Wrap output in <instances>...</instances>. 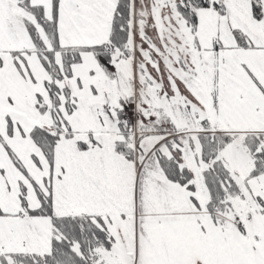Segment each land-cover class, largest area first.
I'll return each instance as SVG.
<instances>
[{"label":"rangeland","instance_id":"1","mask_svg":"<svg viewBox=\"0 0 264 264\" xmlns=\"http://www.w3.org/2000/svg\"><path fill=\"white\" fill-rule=\"evenodd\" d=\"M115 1L57 0L54 13L52 0H28L55 20L60 47L102 43ZM135 1L132 27L146 30L154 42H148L153 55L145 57L150 78H144L150 80L144 97L152 105L141 104L143 115L167 125L166 112L179 130H189L171 140L175 152L166 146L161 151L175 155L188 170L193 191L166 181L153 156L145 164L138 156L133 163L123 153L114 156L108 148L94 147L89 136L74 134L75 129L95 131L89 106L80 97L90 93L92 85L108 87L99 53L96 59L88 50L79 51V62L71 66L67 81L77 99L73 95L67 107L59 106L65 119L48 159L31 132L36 124L53 130L49 111L39 112L41 104L52 106L47 84L54 78L41 60L46 58L42 51L52 49L51 33L18 0H0V264L1 255L10 259L16 252L36 253L43 261L41 253L49 250L56 227L50 217L29 215L28 209L41 205L39 193L48 197L53 217L87 216L103 231L104 241L91 248L89 264H264V173L251 175L253 158L242 144L247 134H264V52L254 48L264 42V28L247 27L238 19L244 25L232 27L241 35L234 37L217 13L222 6L214 7L223 0H207L209 6L195 9L194 30L177 11L181 0ZM142 36L137 48L141 42L145 45ZM60 57L59 52L54 56L56 61ZM131 62L115 52L110 68L130 77ZM59 72L64 74L62 63ZM54 82L62 88L63 81ZM125 86L131 92V80ZM158 90L167 96L160 99ZM91 97L87 100L95 95ZM59 98L62 102L63 95ZM72 103L75 129L66 110ZM163 106V114L153 111ZM140 130L137 123L138 134ZM200 133L232 136L214 160L237 191L216 208L208 204L203 174L208 163L201 159ZM151 138L140 141L139 147H146ZM81 141L86 143L83 149ZM73 249L78 252L77 245Z\"/></svg>","mask_w":264,"mask_h":264},{"label":"trees","instance_id":"2","mask_svg":"<svg viewBox=\"0 0 264 264\" xmlns=\"http://www.w3.org/2000/svg\"><path fill=\"white\" fill-rule=\"evenodd\" d=\"M52 1V9L55 13L57 0ZM18 4L25 7L29 11L34 12L37 20L51 33L49 34V37L53 43L52 49H44L42 52L46 58L41 57V60L46 71L54 78L52 82L47 84L49 89L48 95L52 106L47 107V105L41 104L39 106V112L40 114H43L47 110L49 111L53 121V130H48L51 129V127L47 129V127H44L43 125L36 124L31 132L35 143L43 149L45 156L50 159L51 148L59 138L60 122H63L62 118H64L59 111V106L61 104H63L64 107L68 105V100H71L73 96V92L70 93L69 91L71 88L67 80L68 77L72 75L70 71L71 66L79 62V58L76 56V54L81 50H88L94 55L96 59L99 55V59L97 60L99 61L98 63L103 70L102 72L105 73L106 71L103 68V62L100 61V57L102 60L110 62L112 54L116 52L129 59L131 55L130 46L133 19V0L115 1L106 40L99 45H93L89 47H60L56 42L54 27L55 20L44 17L42 6L30 4L28 0H18ZM252 5L253 15L256 18L261 17L262 11L259 1L252 0ZM207 6H209V2L207 0H181L180 3L176 5L178 13L192 30L196 29L197 26V16L195 14V9L204 8ZM221 6L223 5L214 3L215 8H220ZM222 11L223 10L221 7L219 12ZM29 28L32 30V27ZM231 31L234 37L241 36L238 30L233 28ZM241 39H243V37H241ZM244 46L249 47L247 44ZM42 52L39 53L41 54ZM57 52L61 54V61H56L54 58ZM61 63L64 70V74L62 75L59 72V65H61ZM55 80L63 81V86L61 89H59L55 84ZM64 82L66 83L67 87L64 85ZM61 94L63 95L62 102L59 98L62 96ZM74 98L77 99L75 95ZM74 98L72 100L75 103L76 100H74ZM123 102L124 101L121 97L120 104ZM74 103L70 104L71 106L73 105V107L69 106L66 109L69 119L71 118L72 113H74ZM117 109L119 111L116 115L119 116L122 108ZM65 122L67 121L65 120ZM154 123L156 125V121ZM141 125L142 127L147 126L144 124V122H141ZM153 128L159 127L154 126ZM67 130L69 131V128ZM157 130L162 129H143L142 131ZM175 130L176 133L180 132L178 128ZM198 139L201 146V159L206 164L208 163L207 169L203 172L205 176V183L209 188L208 190L210 193L208 204L212 208H216L218 205H222L220 200L226 199L230 195H234L237 191L236 185H234L233 181L228 177L227 172L221 166V163L218 160H214L217 151L231 142L232 136L227 134L218 135V133H200L198 134ZM242 144L253 158L254 168L251 171V175L264 173V134H247L243 137ZM160 163L167 180L176 183L178 186H184L189 192L193 191V185L189 183V180H191V175L189 174L188 170L185 169V167L178 164V161L174 157L169 159L163 157ZM229 188L231 189V192L226 194V190L229 191ZM39 198L41 199V205L35 209H28L29 215L50 217L53 225L56 227V230L54 231L55 235L51 238L49 244V250L45 253H41L43 261H39L36 258V253L24 255L22 252H16L11 254V260L7 259L5 255H1V264H89L91 248L99 244L100 241H104L103 231L98 228L96 223L91 221L87 216L74 215L66 217H53L51 215V207L47 202L48 197H42L39 193ZM22 204L25 205L24 198H22ZM0 215H3L1 209ZM75 245H77L78 252L74 251L73 249V246Z\"/></svg>","mask_w":264,"mask_h":264},{"label":"crops","instance_id":"3","mask_svg":"<svg viewBox=\"0 0 264 264\" xmlns=\"http://www.w3.org/2000/svg\"><path fill=\"white\" fill-rule=\"evenodd\" d=\"M133 2H136V1L133 0ZM222 5H223L222 6L223 11L217 12V13L219 15L220 20L224 21L227 24V27L230 28V30H232V27H243L244 24H241L239 20H244L248 25L247 27L264 28V0H260L262 16L259 18H256L253 15L252 0H223ZM135 30L137 34H135ZM142 30H143V34L141 32ZM139 31L141 32V34L138 33ZM243 32H246V31L243 30ZM256 32L258 31L256 30ZM145 33H146V30L142 29L141 27H132L131 29V46H130L131 55L128 60L131 59L132 61L131 69L132 68L133 69H132V75L130 77L128 76L126 77V75L122 76V72L120 70L116 72L113 71L110 68L112 65L111 61L110 62L103 61L105 62L103 63L104 64L103 68L106 71L105 75H106V81H107L108 87L103 86L104 88H101L100 86L97 87L95 85H92L90 89L92 93L90 92L86 96L80 97V101H82L85 106L87 105L89 106V111L91 112L92 114L91 116L94 119L95 131H90L89 129L88 130L82 129L81 131H78L77 129H75L76 127L72 124L69 118L68 119L70 122L68 124L70 126L72 125L73 129L76 130L74 134H79L82 136L86 135V137L89 136L90 142L92 143L94 147L99 148V146H102L103 149L108 148L109 151L112 150L110 154L114 156L116 154L115 152L117 151L120 153H123L124 156L132 159L133 163L135 162L138 156H140L141 159L143 158L144 160L143 164H145V162L148 159H151V156H153L152 158V161H154L153 163H156L161 168L160 161L163 157L169 159L175 156V155H172L170 157V155L169 156L165 155L161 151V148L166 146L175 152V150L172 148L171 140H176L175 138L178 137L177 134L185 133V135H188L189 133L186 134V132H189V130H179L180 132L176 133L175 132L176 130H172V128H169V126H171L173 127V129H177V127L172 123V121H170L169 116L166 114V112L165 114L162 113L163 110L166 111L164 106L154 107L153 111H159L160 113H162L165 116L164 119L167 122V125H163L162 123L158 124V122H156V125H155L153 123L155 122L154 121L155 119L153 118L152 115L149 114L148 118L147 116L145 117L143 115V108L141 107V104L144 106H149V107H151L152 105V103L149 101H146L144 97L146 93L149 94L148 86L150 85V80L144 79L145 77L150 78L148 74L149 68H150V65L148 64L149 60L145 57H146V54L147 56L153 55L152 50L150 46L148 45V42L150 44L153 41L149 40V35ZM141 35H143L142 38L145 41L147 39L148 41H146L147 43L144 41L145 43L144 46H143V43L141 42L140 46H138L137 48V44L139 43L138 40L139 39L141 40L140 38ZM107 36H108V33L105 34V40ZM132 41L134 42V47L132 46ZM220 45L223 46L224 48L236 47V46L227 47L221 43ZM254 48H259L260 50L264 52V42H261L260 44L256 45ZM101 73L102 72H100V77H103L105 79V76L103 74L104 72L102 73L103 75ZM140 77L144 80L141 81L142 79ZM130 80H131V87H132L131 92L132 90H134L135 91L134 95H137L138 93V98L136 100V103L137 101L138 103L136 107H137V112H138V127L141 129L140 130L141 133L135 137L130 132L120 130L116 126V119L118 117L116 114L119 111L117 108H122L130 101L131 92H129L125 86V84H127V82ZM139 80L142 83H140ZM145 80L146 82H144ZM137 84L140 85V88H138ZM99 93L101 94L100 97L98 96ZM72 95H74V93ZM92 95L93 96L95 95L94 99L90 101L87 100L89 99L88 98L89 96L90 98H92L91 97ZM158 96L160 99H162L164 96H167V94L164 95L161 93V91L158 90ZM170 96H172V94H170ZM121 97L124 101L122 104H120ZM149 111L150 110H146L145 112H149ZM141 122L142 123L144 122V124L147 126H144V125L143 126L147 128L142 127ZM154 126L159 127V128H153ZM142 128L144 130L145 129L146 130L162 129V130L142 131L143 130ZM172 134L174 137H170V135ZM150 137L152 138L146 144V147L144 146L143 148H140L139 147L140 141H144L146 140V138L150 139ZM104 141L107 142L106 147L104 146L105 145ZM84 144L86 143L84 142L81 143L82 147L80 149H83V146H85ZM84 151L85 150H80L81 153ZM133 155L135 156V159L133 158ZM153 171H156V170H153ZM162 174L164 175V172ZM165 180L170 183H174V182L167 180V178Z\"/></svg>","mask_w":264,"mask_h":264},{"label":"built area","instance_id":"4","mask_svg":"<svg viewBox=\"0 0 264 264\" xmlns=\"http://www.w3.org/2000/svg\"><path fill=\"white\" fill-rule=\"evenodd\" d=\"M137 123L138 114L135 95L133 94L132 100L123 106L121 113L116 119V125L118 128L130 132L133 134V136H136L139 133L137 131Z\"/></svg>","mask_w":264,"mask_h":264}]
</instances>
